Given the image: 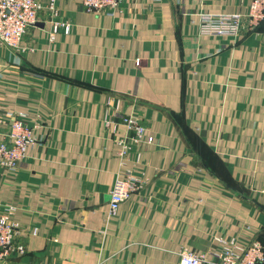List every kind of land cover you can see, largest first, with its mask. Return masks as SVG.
Masks as SVG:
<instances>
[{
    "label": "crops",
    "instance_id": "0c3cea01",
    "mask_svg": "<svg viewBox=\"0 0 264 264\" xmlns=\"http://www.w3.org/2000/svg\"><path fill=\"white\" fill-rule=\"evenodd\" d=\"M246 2L122 0L102 16L55 0L68 35L49 42L40 20L17 50L0 45V129L21 112L36 140L14 173L0 168L24 248L4 264H175L213 238L264 248V25L197 33L199 14ZM123 115L152 142L121 161ZM125 169L142 185L107 218Z\"/></svg>",
    "mask_w": 264,
    "mask_h": 264
},
{
    "label": "built area",
    "instance_id": "2783aa9c",
    "mask_svg": "<svg viewBox=\"0 0 264 264\" xmlns=\"http://www.w3.org/2000/svg\"><path fill=\"white\" fill-rule=\"evenodd\" d=\"M81 9L92 15L111 16L122 0H79ZM244 12L233 14H199L197 33L203 37L236 38L241 30L264 25V0H246ZM40 14L42 17L40 19ZM47 23L48 41L56 34L68 35L70 24L59 17L55 0H0V45L8 50H17L26 30L35 23ZM106 103V108H108ZM26 114H8L5 128L0 129V168L14 173L25 152L36 143L32 128L25 123ZM121 123L130 133L127 139L120 140L117 155L122 161L141 143L150 144L151 136H145V128L132 115L121 116ZM2 124L0 119V125ZM138 152H135V162ZM142 183L129 169L115 178L108 192L107 218L114 217L120 204ZM12 207L0 206V264H4L11 253L21 255L23 245L18 238L16 224L11 220ZM219 245L216 250L192 253L180 250L175 264H264V248L256 240L239 246L233 238H213Z\"/></svg>",
    "mask_w": 264,
    "mask_h": 264
},
{
    "label": "water",
    "instance_id": "95a60500",
    "mask_svg": "<svg viewBox=\"0 0 264 264\" xmlns=\"http://www.w3.org/2000/svg\"><path fill=\"white\" fill-rule=\"evenodd\" d=\"M35 25L38 26V27H40V28L43 27V24L42 23H36Z\"/></svg>",
    "mask_w": 264,
    "mask_h": 264
}]
</instances>
